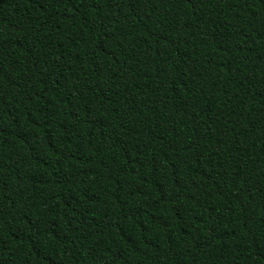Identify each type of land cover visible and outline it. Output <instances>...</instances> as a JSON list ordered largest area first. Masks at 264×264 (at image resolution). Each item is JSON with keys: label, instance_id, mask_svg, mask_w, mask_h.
I'll use <instances>...</instances> for the list:
<instances>
[{"label": "trees", "instance_id": "obj_1", "mask_svg": "<svg viewBox=\"0 0 264 264\" xmlns=\"http://www.w3.org/2000/svg\"><path fill=\"white\" fill-rule=\"evenodd\" d=\"M0 264H264V0H0Z\"/></svg>", "mask_w": 264, "mask_h": 264}]
</instances>
